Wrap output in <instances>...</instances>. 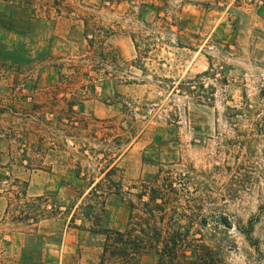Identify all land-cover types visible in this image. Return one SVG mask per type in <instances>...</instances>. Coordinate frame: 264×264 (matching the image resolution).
Wrapping results in <instances>:
<instances>
[{"label": "rangeland", "instance_id": "rangeland-1", "mask_svg": "<svg viewBox=\"0 0 264 264\" xmlns=\"http://www.w3.org/2000/svg\"><path fill=\"white\" fill-rule=\"evenodd\" d=\"M212 2L0 0V264H99L103 228L129 212L83 198L110 145L127 183L157 174L182 193L165 205L185 210L181 227L154 213L157 249L179 232L187 254L203 242L221 264H264V21H232L228 6L218 21ZM86 33L120 61L94 87L56 89L55 57L81 54Z\"/></svg>", "mask_w": 264, "mask_h": 264}, {"label": "trees", "instance_id": "trees-1", "mask_svg": "<svg viewBox=\"0 0 264 264\" xmlns=\"http://www.w3.org/2000/svg\"><path fill=\"white\" fill-rule=\"evenodd\" d=\"M85 35L88 37L87 33ZM89 36L81 54L55 57L53 66L57 75L53 86L56 89L75 94L79 89L94 87V81L108 72L104 70V66H110L120 61L110 44L101 40H93L92 35ZM70 110L74 112L71 108ZM83 118L85 119V117ZM124 119L125 116L121 118L122 121ZM110 120L112 118L100 119L103 122ZM83 123L87 125L88 120H84ZM119 128L122 136L118 135L117 140L121 144L128 143L134 131L124 125H120ZM106 134L109 135L108 132ZM114 148L117 147L110 145L108 150L104 149L101 156L95 157L98 164L101 165L98 175L102 174V176L95 182L94 180L91 181L89 189L83 196L84 199L97 204H102L108 196H115L119 201H125L129 207L128 218L123 228H103L105 239L102 244L99 264H139L140 258L147 253L157 256V264H221L220 259H217L216 252L207 243H199L200 251L193 255L187 254L186 238L179 232L169 233V243H165V246L157 249L155 244L158 233L151 232V222L156 215L154 213L160 212L159 216L162 219L168 216L169 224L176 226V229L181 227L182 220L187 217L185 210L177 211L173 206L171 211L170 209L167 211L165 205L176 204L182 193L174 186L173 179L168 176L159 180L157 174H154L151 178L140 181L138 185L127 183L122 174L116 173L118 170L116 158L119 157L121 149L114 151ZM75 166L79 168V161H76ZM111 187L114 188L113 191ZM134 189L136 190L134 191ZM144 195L147 196V200L141 202ZM133 197L137 198V202H134ZM139 203L143 205L141 214L135 211L136 205L138 206ZM90 208L86 216L95 219L94 206ZM248 225L250 228L252 227L251 222ZM74 226L81 228V225L75 224ZM90 228L91 231H96L94 227Z\"/></svg>", "mask_w": 264, "mask_h": 264}, {"label": "crops", "instance_id": "crops-1", "mask_svg": "<svg viewBox=\"0 0 264 264\" xmlns=\"http://www.w3.org/2000/svg\"><path fill=\"white\" fill-rule=\"evenodd\" d=\"M86 4H95L100 2L101 0H83ZM197 7L199 6V9H196L195 7H187L190 14H197L200 12L202 7H200L201 4H195ZM214 5L215 9L212 10V12H209L210 14H214V19H217L218 21H222L225 19L224 15V8L226 6L230 7L229 16L232 21H240V22H259L262 23L264 21V1L263 0H213L212 3L204 4L203 7L206 8V10H202L205 12V14L208 13V9ZM222 5V6H220ZM222 7V8H221ZM252 11V12H251ZM234 43L238 40V35L234 37Z\"/></svg>", "mask_w": 264, "mask_h": 264}]
</instances>
